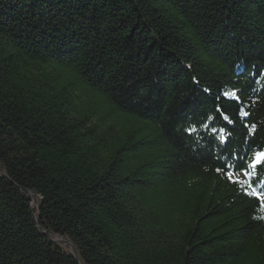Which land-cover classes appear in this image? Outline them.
Masks as SVG:
<instances>
[{
	"label": "trees",
	"instance_id": "1",
	"mask_svg": "<svg viewBox=\"0 0 264 264\" xmlns=\"http://www.w3.org/2000/svg\"><path fill=\"white\" fill-rule=\"evenodd\" d=\"M0 264H264V0H0Z\"/></svg>",
	"mask_w": 264,
	"mask_h": 264
}]
</instances>
